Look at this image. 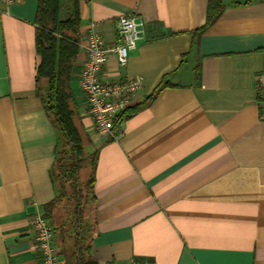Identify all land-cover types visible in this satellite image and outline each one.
Returning <instances> with one entry per match:
<instances>
[{
    "label": "crops",
    "instance_id": "0c3cea01",
    "mask_svg": "<svg viewBox=\"0 0 264 264\" xmlns=\"http://www.w3.org/2000/svg\"><path fill=\"white\" fill-rule=\"evenodd\" d=\"M208 0H81L91 31L117 42L120 15L143 34L120 66L109 52L101 80L140 77L117 137L92 125L70 86L94 171L99 264H264V1L223 0L197 38ZM37 0H0V264H40L30 219L54 195L56 136L35 92ZM165 79L170 85L148 97Z\"/></svg>",
    "mask_w": 264,
    "mask_h": 264
},
{
    "label": "trees",
    "instance_id": "16d2710c",
    "mask_svg": "<svg viewBox=\"0 0 264 264\" xmlns=\"http://www.w3.org/2000/svg\"><path fill=\"white\" fill-rule=\"evenodd\" d=\"M80 1L37 0L34 20L35 49L40 58L35 70V92L56 136L48 169L54 195L42 205L41 215L52 226L58 264H99L92 251L97 228L96 150L87 147L89 139L70 86L71 68L83 38ZM224 5L223 0L207 1L205 21L193 31V37L197 38L220 16ZM167 85L169 82L163 79L148 100Z\"/></svg>",
    "mask_w": 264,
    "mask_h": 264
},
{
    "label": "built area",
    "instance_id": "2783aa9c",
    "mask_svg": "<svg viewBox=\"0 0 264 264\" xmlns=\"http://www.w3.org/2000/svg\"><path fill=\"white\" fill-rule=\"evenodd\" d=\"M12 2L13 0H3ZM117 42L106 48L103 38L91 31L84 44L86 53L81 65L80 87L85 94L88 112L93 128L103 136L117 137L116 119L126 110L132 97L142 85L140 77H118L101 80L99 71L105 64L109 52H114L120 66L127 63L129 50L136 47L143 34V23L135 16L122 14L116 22ZM32 236L36 242L40 264H58L57 248L51 224L41 213L31 219ZM129 264H149L146 261L131 260Z\"/></svg>",
    "mask_w": 264,
    "mask_h": 264
},
{
    "label": "rangeland",
    "instance_id": "374dc122",
    "mask_svg": "<svg viewBox=\"0 0 264 264\" xmlns=\"http://www.w3.org/2000/svg\"><path fill=\"white\" fill-rule=\"evenodd\" d=\"M85 175L83 174L82 177H84Z\"/></svg>",
    "mask_w": 264,
    "mask_h": 264
}]
</instances>
